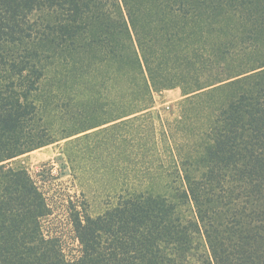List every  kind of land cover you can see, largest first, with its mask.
Returning a JSON list of instances; mask_svg holds the SVG:
<instances>
[{
    "label": "trees",
    "instance_id": "trees-1",
    "mask_svg": "<svg viewBox=\"0 0 264 264\" xmlns=\"http://www.w3.org/2000/svg\"><path fill=\"white\" fill-rule=\"evenodd\" d=\"M55 65L112 78L97 215L78 164L13 162L58 141ZM0 264H264V0H0Z\"/></svg>",
    "mask_w": 264,
    "mask_h": 264
},
{
    "label": "rangeland",
    "instance_id": "rangeland-1",
    "mask_svg": "<svg viewBox=\"0 0 264 264\" xmlns=\"http://www.w3.org/2000/svg\"><path fill=\"white\" fill-rule=\"evenodd\" d=\"M62 66H53L45 78L46 89L52 92L53 102L57 105V116L49 117L50 125H60L55 132L57 142L32 150L13 162L27 168L34 176L39 170H47L48 181L54 187H65L71 182L72 172L82 167V179L78 182V192L84 193L89 203V213L97 215L102 211V194L99 175L96 147L97 138L101 136L100 129L105 125L97 126L116 115L111 108L93 111L87 106L86 98H103L112 94V78H65ZM61 72V73H60ZM182 98L179 87L158 92L154 96L152 111L156 119L159 116L174 117L177 115V103ZM100 104V103H99ZM93 127L86 132L79 131ZM88 133V136H83ZM91 140V141H90ZM74 148L76 153L73 152ZM72 150V153L70 154ZM71 155L69 159L68 155ZM65 158L68 166L65 163ZM74 159V161H73ZM78 167V168H79ZM80 175V173H79Z\"/></svg>",
    "mask_w": 264,
    "mask_h": 264
}]
</instances>
